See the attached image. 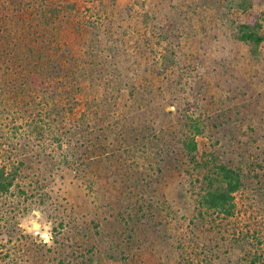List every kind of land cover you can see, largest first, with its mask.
<instances>
[{
    "label": "rangeland",
    "instance_id": "374dc122",
    "mask_svg": "<svg viewBox=\"0 0 264 264\" xmlns=\"http://www.w3.org/2000/svg\"><path fill=\"white\" fill-rule=\"evenodd\" d=\"M54 2L0 21V264H264V40L235 37L264 0Z\"/></svg>",
    "mask_w": 264,
    "mask_h": 264
},
{
    "label": "trees",
    "instance_id": "16d2710c",
    "mask_svg": "<svg viewBox=\"0 0 264 264\" xmlns=\"http://www.w3.org/2000/svg\"><path fill=\"white\" fill-rule=\"evenodd\" d=\"M8 0L0 1V9L4 10L6 8ZM12 4L11 10V22L7 21V15L0 14V21L2 24H6V27L3 30H18L22 27L19 20H17L18 15L25 13L27 7L31 8V1H37L39 4L38 18L43 17V15L48 14L56 16L58 12L57 7L54 5V0H9ZM71 5V4H70ZM4 8V9H3ZM40 12L42 14L40 15ZM263 17L264 14H260V17ZM258 16V18H260ZM42 19V18H41ZM45 20V19H42ZM23 21V20H22ZM46 22V20H45ZM14 27L12 26V24ZM24 27V26H23ZM23 27L21 29H23ZM235 37L238 41L246 43L250 46V52L255 56L258 54V47L264 40V36L259 34L258 24L255 20L249 23L239 24L235 31ZM23 45V44H22ZM41 53L39 52V57L41 58ZM37 121H31L26 123V129L33 131L35 134L40 135V126ZM198 129H195V132L198 133ZM183 146L188 153H194L197 150V144L193 138H190L187 141L183 142ZM216 170L213 172L212 176L206 177V187L204 190V195L201 197V205L207 210L216 212L224 217H229L233 214L234 208V195L237 193L242 185V175L238 169H231L225 165L219 164L216 167ZM16 178L14 171L7 170L5 166L0 167V193H6Z\"/></svg>",
    "mask_w": 264,
    "mask_h": 264
}]
</instances>
